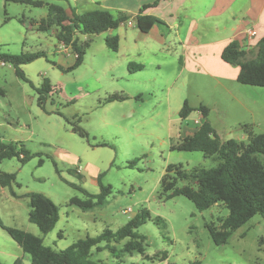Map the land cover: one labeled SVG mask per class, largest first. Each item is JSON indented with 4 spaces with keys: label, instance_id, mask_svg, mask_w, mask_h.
<instances>
[{
    "label": "rangeland",
    "instance_id": "374dc122",
    "mask_svg": "<svg viewBox=\"0 0 264 264\" xmlns=\"http://www.w3.org/2000/svg\"><path fill=\"white\" fill-rule=\"evenodd\" d=\"M42 1L60 6L69 15L72 9L84 14L99 6L133 8L136 2ZM107 11L118 14L114 8ZM46 16L47 6L35 8L0 0V53L44 52L47 57L20 66L30 84L18 78L12 66L0 64V140L23 147L31 155L24 164L18 158L0 163L1 173L15 175L10 189L0 187L3 225L27 232L41 239L44 246L61 251L105 229L115 232L147 210L150 219L136 229L142 237L143 255L122 253L124 240L111 244L114 254L92 249L91 260L105 264H264V214L237 229L226 244L215 246L206 226H218V218L227 216L228 211L221 206L198 211L182 196L166 200L160 188L168 165L180 164L189 171L218 164L200 152L171 151L192 134L193 122L200 120L198 111L186 120L179 118L184 102L191 108L208 106L209 121L224 141H247L243 139V124L237 125L247 116L235 105L217 100L220 91L211 79L177 76V53L167 47L144 54L139 61L144 64L126 63V58L106 47V32L86 36L89 47L83 63L67 71L74 63L72 51L57 41L55 30H37ZM134 65L142 66V71L130 74ZM45 81L52 91L39 106L35 88ZM233 87L234 96L240 98L243 94L239 89L264 92L263 88L241 84ZM111 96L125 100L107 102ZM250 110L261 123L260 129L252 128L253 133H264L261 109L254 106ZM73 126L84 130L87 138L74 133ZM261 160L264 163V156ZM98 177L104 186L111 187L103 206L84 212L69 204L74 197L85 199L72 185L91 195L99 194ZM31 193L44 195L57 207L58 222L47 235L28 221L27 195ZM156 218L163 220L165 228L155 225ZM162 253L167 255L165 261H161ZM16 259L31 264L30 257L0 228V262L13 264Z\"/></svg>",
    "mask_w": 264,
    "mask_h": 264
},
{
    "label": "trees",
    "instance_id": "16d2710c",
    "mask_svg": "<svg viewBox=\"0 0 264 264\" xmlns=\"http://www.w3.org/2000/svg\"><path fill=\"white\" fill-rule=\"evenodd\" d=\"M6 1L35 8L47 6V16L40 20L37 30L41 32L55 30L57 41L72 51L74 63L67 71L76 69L84 61L89 43L87 39L81 41L80 37L99 35L117 29L129 19L126 14L112 15L102 9H94L84 14H78L72 9L69 15L60 6L46 4L42 0ZM145 8L146 6L142 7L140 13ZM135 21L142 33H148L154 24L159 23L156 17L140 14L135 17ZM105 45L109 50L117 52L118 37L106 38ZM40 58L47 59L46 54L44 52L17 55L0 53V64L12 66L16 76L29 83L20 70V66ZM221 59L226 64L238 66L237 83L264 88V36L250 51H244L236 41L229 42L221 53ZM134 67L135 69L129 72L143 69L140 65H134ZM51 88L47 81L40 88H35L39 106L44 105L46 95L52 91ZM118 100H125V98L111 96L107 102ZM193 111H198L202 119L197 131L182 138L176 146L171 148V151L200 152L204 158L216 160L218 164L210 169L196 167L189 171L180 164L168 165L161 177L160 188L166 200L182 196L189 200L198 211H204L213 206H221L227 210V216L218 218V226L213 224L206 226L214 245L222 246L237 229L244 226L250 219L264 214V163L261 160L264 156V133L255 134L251 126L243 125L242 129L247 136L246 142L232 139L222 141L208 120L209 109L206 106L191 108L187 102H184L178 116L186 120ZM72 131L81 138H87V133L78 126H73ZM12 158H18L21 164H24L31 158V155L23 147L17 148L13 144L0 140V163ZM72 173L79 176L75 171ZM98 178L99 194L91 195L84 189L72 185L85 195V199L74 197L70 199L69 204L84 212L103 206L111 187L104 186L100 177ZM13 183H15V175L0 172L1 188L10 189ZM179 184L182 185L179 186ZM27 197L30 208L28 221L37 226L43 235H47L58 222L57 207L42 194L31 193ZM149 219L150 215L147 210H142L117 231L105 229L100 235L87 236L61 251L44 246L41 239L27 232L4 226L1 220L0 228L21 248L23 254L30 257L31 264H105L91 260L92 249L96 248L99 252L108 250L109 253L114 254L115 248L111 244H119L126 240L122 253L144 254L142 237L136 233V229ZM154 223L157 226L162 225V229L165 228L162 219L156 218ZM58 236L61 237V234ZM100 244L104 246L99 248ZM161 258V261H165L166 253H162ZM13 264H22V261L16 259Z\"/></svg>",
    "mask_w": 264,
    "mask_h": 264
},
{
    "label": "crops",
    "instance_id": "0c3cea01",
    "mask_svg": "<svg viewBox=\"0 0 264 264\" xmlns=\"http://www.w3.org/2000/svg\"><path fill=\"white\" fill-rule=\"evenodd\" d=\"M144 6L146 8L140 13ZM96 8L106 11L114 8L117 13L129 16L127 22L132 21V26L125 23L106 32L108 38L118 37L119 46L116 53L123 59L126 58V63L144 64L145 62L139 61L144 54H149L151 49L153 51H159L164 47H167V50L172 49L173 53H177L180 68L177 76L187 74L211 79L215 89L220 91L217 100L235 105L241 114L247 116V119L239 120L237 125H249L260 129L259 116L250 108L257 106L264 117V92L239 89L243 96L235 97L233 91L236 88L233 84H239L236 81L239 68L223 62L221 53L231 41H236L240 47L250 45L251 50L255 48L257 42L264 36V0H136L133 8L113 6ZM139 14L156 17L159 23L154 24L148 33H142L135 21ZM248 30H254L256 33L251 39L247 38ZM80 40L84 41L86 37L82 36ZM139 41H142L144 46ZM67 49L70 50L65 48ZM201 120L200 116L199 121L193 122L196 125L192 134L197 131ZM211 126L213 127L212 124ZM214 131L224 141L225 137L223 138L215 129ZM243 139H247V136L244 135Z\"/></svg>",
    "mask_w": 264,
    "mask_h": 264
},
{
    "label": "built area",
    "instance_id": "2783aa9c",
    "mask_svg": "<svg viewBox=\"0 0 264 264\" xmlns=\"http://www.w3.org/2000/svg\"><path fill=\"white\" fill-rule=\"evenodd\" d=\"M126 25H127V26H132L133 23H132V21H129V22L126 23ZM246 35H247V38H248V39H251V38H253V37L256 35V33H255L254 30H248V31L246 32ZM241 48H242L244 51H250V50H251V46H250V45H245V46H243V47H241Z\"/></svg>",
    "mask_w": 264,
    "mask_h": 264
}]
</instances>
